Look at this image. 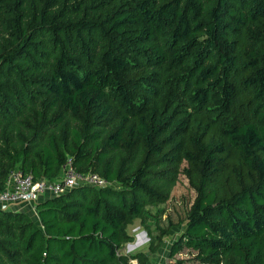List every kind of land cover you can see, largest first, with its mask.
I'll list each match as a JSON object with an SVG mask.
<instances>
[{
    "label": "trees",
    "instance_id": "trees-1",
    "mask_svg": "<svg viewBox=\"0 0 264 264\" xmlns=\"http://www.w3.org/2000/svg\"><path fill=\"white\" fill-rule=\"evenodd\" d=\"M1 4L0 193L15 171L57 182L68 160L111 186L46 198L36 217L1 206L0 264H151L121 252L127 227L140 219L161 247L148 209L169 201L185 157L196 198L168 264L184 250L264 264V0ZM201 113L223 121L194 155L175 129Z\"/></svg>",
    "mask_w": 264,
    "mask_h": 264
},
{
    "label": "rangeland",
    "instance_id": "rangeland-1",
    "mask_svg": "<svg viewBox=\"0 0 264 264\" xmlns=\"http://www.w3.org/2000/svg\"><path fill=\"white\" fill-rule=\"evenodd\" d=\"M1 0H0V12L2 8ZM31 11L30 7H27ZM167 95H164L161 98H166ZM160 98V99H161ZM169 98L171 100L172 96L170 94ZM174 101V100H173ZM118 118V117H117ZM201 119V125L193 124L189 130L183 132L182 130H176V134L174 136L176 141H181L184 147V151H190V153L196 155L198 145L196 141H200L201 143L208 142L210 136H213L215 131H217L220 123H222V119L217 117L213 118L207 113H201L199 115ZM173 126V125H172ZM171 126V127H172ZM203 133H207L206 136ZM210 135V136H209ZM195 138V139H193ZM198 139V140H197ZM238 163V160L234 158V155H231L229 158L221 162L220 170L224 176L231 174L237 171L234 166ZM180 173L178 174V180L176 185L173 187L171 192V197L168 202L165 204L158 205V207H150L148 210L151 211L150 218H148V222L154 225L153 230L154 237H156V242L158 241V237L161 235V231H157V226H159L162 230L167 231V234L162 236L161 238V247L156 250L155 253H152L150 249V243L147 244V237L143 236V233L146 230L143 228L141 220L135 219L132 224H129L127 227V231L130 235L137 234V240L134 245L137 246L139 254L149 255L150 261L153 264H168L170 263V253L173 245L179 239L182 232L185 230L186 218L187 214L196 198V190L195 184L192 183V178L195 175L196 169L195 165L189 158L185 157L182 160V163L179 166ZM233 171V172H232ZM64 172V171H63ZM30 205V204H29ZM31 213L34 212L35 206L31 205ZM30 214V213H29ZM32 215V214H31ZM34 217L35 214L33 215ZM138 232V233H137ZM147 233V232H146ZM134 236V235H133ZM143 236V237H142ZM126 245V244H125ZM124 245L123 250L126 248ZM126 252V251H125ZM124 252V253H125ZM192 255L190 251L184 250L182 253L174 257L175 261H185L186 264H193ZM136 264H139L138 260L135 261Z\"/></svg>",
    "mask_w": 264,
    "mask_h": 264
},
{
    "label": "built area",
    "instance_id": "built-area-1",
    "mask_svg": "<svg viewBox=\"0 0 264 264\" xmlns=\"http://www.w3.org/2000/svg\"><path fill=\"white\" fill-rule=\"evenodd\" d=\"M63 171L62 178L57 182L35 180L32 175L24 174L21 171L13 172L7 181L6 189L0 193V205L30 204L36 208V203L40 199L60 197L73 188H105L111 186L105 179L95 173L78 171L72 160H68L63 167ZM143 236L147 237V244L150 243V238L146 232L143 233ZM132 244L125 245L126 248L121 251L123 255H131V253L125 251L130 249Z\"/></svg>",
    "mask_w": 264,
    "mask_h": 264
},
{
    "label": "crops",
    "instance_id": "crops-1",
    "mask_svg": "<svg viewBox=\"0 0 264 264\" xmlns=\"http://www.w3.org/2000/svg\"><path fill=\"white\" fill-rule=\"evenodd\" d=\"M46 198H49V197H44V198L40 199V200L36 203V206H37L42 200H44V199H46ZM0 207H1V205H0ZM30 207H31V205H29V204H16V205H3V206H2L3 209H12V210H15V211H22V212L30 213V214H32V216H33L34 214H36V212H35L36 208H34V212H35V213H31V212H30V210H31ZM133 235H134V237H135V239H136V238H137V234H133ZM134 243H135V241L133 242V244L131 243V244H132V245H131L132 247H131L130 249H127L126 253H131V254H133V255L139 254V252L137 251L138 248H137L136 245H134ZM126 245H127V244H126ZM131 264H136V263H135V261H132ZM151 264H153V263H151Z\"/></svg>",
    "mask_w": 264,
    "mask_h": 264
}]
</instances>
